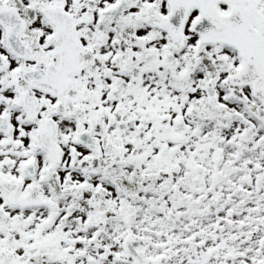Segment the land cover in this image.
I'll return each instance as SVG.
<instances>
[{
  "label": "snow or ice",
  "instance_id": "snow-or-ice-1",
  "mask_svg": "<svg viewBox=\"0 0 264 264\" xmlns=\"http://www.w3.org/2000/svg\"><path fill=\"white\" fill-rule=\"evenodd\" d=\"M0 264H264V0H0Z\"/></svg>",
  "mask_w": 264,
  "mask_h": 264
}]
</instances>
